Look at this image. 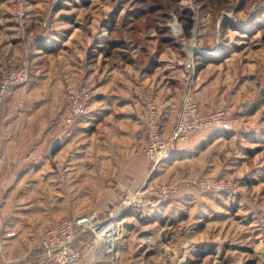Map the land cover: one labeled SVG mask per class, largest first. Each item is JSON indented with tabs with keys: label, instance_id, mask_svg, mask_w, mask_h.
<instances>
[{
	"label": "crops",
	"instance_id": "0c3cea01",
	"mask_svg": "<svg viewBox=\"0 0 264 264\" xmlns=\"http://www.w3.org/2000/svg\"><path fill=\"white\" fill-rule=\"evenodd\" d=\"M23 1L28 3L21 27L12 21L9 5L0 8V73L23 59L28 67L26 82L14 87L1 115L0 229L6 255L21 247L20 256L33 264L38 258L31 252L48 227L64 217L76 219L91 210L110 209L119 186L138 188L152 174V181L177 177L181 183L186 177L209 174L236 178L245 186L249 141L236 130L240 122L234 117L231 131L195 134L179 142L168 161L150 170L142 152L146 95L153 97L162 135L168 134L186 93L187 64L178 50L166 46L158 52V44L144 36L142 45L131 41L134 46L124 51L126 58L120 50L116 56L98 53L91 58L108 33L98 24L106 20L105 14L87 9L90 0ZM198 74L190 91L201 112L215 111L211 78ZM78 79L92 85L89 111L49 153L65 111L66 88ZM187 185L180 184L179 197L194 193ZM189 203L166 200L145 207L141 223L122 239L94 243L92 236H81L74 243L81 253L78 264H214L209 255L195 263L202 242L192 241V249L180 242L187 229L183 216L197 206ZM190 237L196 240L195 235ZM28 240L35 244L25 250L22 242ZM146 244L157 250V257L135 258L137 251L147 250ZM178 248L185 250L179 254Z\"/></svg>",
	"mask_w": 264,
	"mask_h": 264
},
{
	"label": "rangeland",
	"instance_id": "374dc122",
	"mask_svg": "<svg viewBox=\"0 0 264 264\" xmlns=\"http://www.w3.org/2000/svg\"><path fill=\"white\" fill-rule=\"evenodd\" d=\"M133 2L134 0H90L87 1L86 7H88L87 9L90 8L91 11H96L95 13L101 14L103 12V15L105 14L106 20L102 23L99 21L98 24L107 30L106 24L112 19L115 21L124 15V12ZM26 3L28 2L23 0L10 2L0 0V8H6L5 5H9V9H12V21L21 27L24 26ZM54 3L55 0H51L50 4ZM76 4L77 1H75V7H77ZM153 4L160 5L161 11L154 15L148 13L145 16H149V24L156 25L154 20L160 19L158 14L163 15L171 38L178 44L177 48L169 47L172 50H178L180 54L182 52L184 63L187 64L185 91L193 90L196 74L199 75L200 72V77L204 72L205 76L209 75L211 78L209 92L213 107H217L216 110L229 109L231 119L233 120L234 117L235 121L240 122L236 130L249 141V158L247 159V167H244L245 170H243L249 175L243 179L246 187L239 184L236 178L221 179L209 174L200 177H186L182 182L185 185H190V181L193 179L213 177L230 183L232 189L227 192L201 191L193 186L195 189L193 194L183 193L182 197H179L180 192L178 190L174 197L161 199L158 202L178 200L185 201L188 206H190L189 202L197 204L183 216L186 219L187 229L185 230L186 236L181 238L180 242L184 248L192 249L194 247L192 241L202 242L201 250H206L212 245L214 252L207 255L214 260V264H245L249 260H253L254 264H264V12H260L264 9V0H199L197 4L193 0H144L140 6L147 8ZM182 6L191 8L194 14V24L186 38L183 37L182 23L178 14L174 12L176 7ZM49 15V18H46L50 23L51 14ZM121 35L125 36L126 40L130 36L125 31ZM138 35L140 37L146 36L155 41L153 44H158L157 47L155 46L156 49L168 46L159 43V34L153 28H143ZM151 40L149 42H152ZM130 44L131 42L128 43L126 52L132 50L134 44L133 46ZM142 44L143 41L139 43V45ZM146 46L150 48L151 43L144 47ZM192 46H195L199 51L193 53V60L191 61L186 54V49ZM197 53L213 56L216 60L215 62L207 61L199 71H196L195 54ZM97 56L96 48L93 57ZM78 81L85 82L78 79L70 85L76 84ZM85 83L89 84L88 82ZM89 85L92 88V85ZM150 97H152L151 94L146 95V99ZM226 132L229 130L224 131V133ZM150 170H152L151 164ZM152 176L153 174L145 178L138 188L157 182L178 181L182 184L180 178L177 177L173 179L161 177L152 181ZM116 193L118 195V192ZM117 203L118 199L110 209L97 210L101 211L99 218H103ZM144 208H129L119 213L120 217L126 218L123 224H119L118 234L123 232L119 239H122L124 234L137 222L141 223V218L139 217L137 220L131 212L142 213ZM93 211L96 210L90 212ZM123 213L124 215H122ZM197 220L199 221L196 222ZM170 223L176 225L175 222ZM142 230H144L143 227ZM1 231L2 229H0V264H32L27 257L20 256L21 247L11 250V255H6L2 249ZM191 234L195 235L196 240L190 237ZM34 244L35 242L29 240L22 242L25 250L33 247ZM145 248H147L146 251L142 248L143 254L137 251L135 258L142 256L145 259H154L157 257V250H154L153 246L150 247L146 244ZM244 248L247 250H243ZM183 250L185 249H177L179 254ZM202 258L196 257L195 263L201 262ZM39 261L40 258L36 259L33 264H46L39 263ZM152 263L150 261L149 264Z\"/></svg>",
	"mask_w": 264,
	"mask_h": 264
},
{
	"label": "built area",
	"instance_id": "2783aa9c",
	"mask_svg": "<svg viewBox=\"0 0 264 264\" xmlns=\"http://www.w3.org/2000/svg\"><path fill=\"white\" fill-rule=\"evenodd\" d=\"M193 35V34H192ZM199 51L195 46L186 49L188 58L193 60V53ZM218 54V52H216ZM27 60L19 65L9 67L0 73V130L2 107L5 100L12 94L17 85L24 84L28 78ZM93 95L91 86L83 81L66 88L65 111L58 124V137L66 138L73 132L78 119L89 111L88 102ZM231 111L218 109L209 113L200 111L190 90H187L181 103L173 128L167 135H162L156 118L153 98L147 99V118L145 122L146 143L143 154L149 160L152 169L170 159L173 150L179 142L189 137L208 131L230 130ZM1 144V139H0ZM191 185L201 191H230L232 186L226 181L213 177L197 178L190 181ZM179 182H157L132 190L126 186L118 187V203L109 210L103 218L99 212L93 211L80 218L64 217L56 224L48 227L42 234L40 248L43 254L40 263L46 264H78L81 253L73 243L86 231L92 233L94 243L112 241L103 236L105 229L112 224H123L125 217L119 213L125 209H138L151 206L161 199L174 197L178 192ZM114 237L113 241L119 239Z\"/></svg>",
	"mask_w": 264,
	"mask_h": 264
},
{
	"label": "trees",
	"instance_id": "16d2710c",
	"mask_svg": "<svg viewBox=\"0 0 264 264\" xmlns=\"http://www.w3.org/2000/svg\"><path fill=\"white\" fill-rule=\"evenodd\" d=\"M198 1L199 0H193V2L196 4L198 3ZM143 2L144 0H134V2L130 4L128 9L124 12V15H122L115 21L114 19H112L111 21H109V23L106 24L107 31H108V37H107L106 42L102 46L97 48L98 53H100L103 57H112L116 54L117 50H120L122 57H125V58L128 57V55H126L127 53L124 54L125 49H128V43L131 41H135V43H138V42L140 43L141 41L145 39L144 37H140L138 35L143 30V28L144 29L153 28L154 30H156L157 34H159L158 41L160 44L172 46L175 48L178 47V44L170 36L169 28L167 27L162 14H158L160 19L154 20L156 25H154L153 23L149 24L150 23L149 18H148L149 16L148 17L145 16V14H148V13L152 15H154L155 13H158L159 11H161V6L158 4H153V5L148 6L147 8H143L142 6H140L141 3ZM262 11L264 12V9L260 10L261 13ZM174 12L178 14V18L180 22L182 23L183 37L186 38L189 35V32L191 31L193 27L194 14L191 8L187 6H182L180 8L176 7ZM123 31H125L127 34L130 35L128 37L129 38L128 40H126L125 36L121 35ZM161 50L162 49L159 48L158 52ZM181 56L182 57L184 56L182 52H181ZM215 60L216 59H214L213 56H210V55H200L198 53L195 54L196 71H199L207 61L215 62ZM190 186L192 185L190 184ZM179 188H180V184H179ZM131 214L132 216H135L137 219L141 215V213L139 212H131ZM122 215H124V213ZM83 235L84 236L86 235L89 239L92 236V233L90 231H86L82 233L80 237ZM200 249H202V247H198L195 251L197 258L203 257L204 255L214 252V248L212 245H210L209 248L206 250L200 251ZM243 250L246 251L247 248L246 249L244 248ZM31 254L33 257H36L39 259V257L43 254V249L38 246L32 250ZM245 264H254V261L249 260L245 262Z\"/></svg>",
	"mask_w": 264,
	"mask_h": 264
},
{
	"label": "bare ground",
	"instance_id": "6f19581e",
	"mask_svg": "<svg viewBox=\"0 0 264 264\" xmlns=\"http://www.w3.org/2000/svg\"><path fill=\"white\" fill-rule=\"evenodd\" d=\"M120 230L119 224H112L111 226H108L104 233L103 236L107 239H113L115 236H118V232Z\"/></svg>",
	"mask_w": 264,
	"mask_h": 264
},
{
	"label": "water",
	"instance_id": "95a60500",
	"mask_svg": "<svg viewBox=\"0 0 264 264\" xmlns=\"http://www.w3.org/2000/svg\"><path fill=\"white\" fill-rule=\"evenodd\" d=\"M60 141L61 140L59 137H57L55 140L52 141V143L50 144V147H49V153L53 152L55 147L59 145Z\"/></svg>",
	"mask_w": 264,
	"mask_h": 264
}]
</instances>
